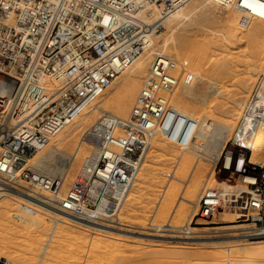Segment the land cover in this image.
<instances>
[{
	"label": "built area",
	"instance_id": "2783aa9c",
	"mask_svg": "<svg viewBox=\"0 0 264 264\" xmlns=\"http://www.w3.org/2000/svg\"><path fill=\"white\" fill-rule=\"evenodd\" d=\"M190 1L0 0V188L49 193L51 203L92 222L115 216L144 164L156 125L169 132L176 117L167 96L179 78L168 56L155 58L127 121L104 116L84 133L97 164L70 194L61 197V179L35 170L30 158L140 56L163 19ZM214 2L236 9L241 28L264 21V0ZM197 127L189 122L179 140L183 147L196 141ZM178 137L170 133L173 142ZM240 156L231 155L224 168L230 177L251 178L249 194L205 188L196 225L214 224L218 214L232 211L236 223L264 230V164L244 167L248 156ZM0 264L11 263L2 257Z\"/></svg>",
	"mask_w": 264,
	"mask_h": 264
},
{
	"label": "rangeland",
	"instance_id": "374dc122",
	"mask_svg": "<svg viewBox=\"0 0 264 264\" xmlns=\"http://www.w3.org/2000/svg\"><path fill=\"white\" fill-rule=\"evenodd\" d=\"M239 19L240 15L234 16L229 11L220 9L214 21L196 25L189 33L185 34L186 39L183 44L184 55L186 54V57L187 55L189 56L190 49L193 47L197 51V61L194 66V71L197 70V73L202 72V74H199L203 76L206 75L207 79H210L212 82L211 87H209L208 81L204 82L207 91L206 96H204L205 98L194 99L192 93L199 77L195 78V84L190 89L180 92V109L184 110L185 113H183V115L197 122L198 127L196 133L202 126L201 122L206 120L207 123L205 124L208 129L206 128L205 132L209 131L204 133V135L208 133L206 136H209V138H213V136L216 138H213V140L210 138V141L208 139L207 144H209L205 147H197L195 142H193L187 148H182L177 143L172 141L169 143L166 139H162L163 142L165 140L164 144L169 146V150L172 151V153L167 154L165 151L162 152L161 150L156 155L152 154L153 160H151V163L149 162V158H146L145 164L152 165L151 168H153L154 179L146 184L137 181L139 185L131 190V200L124 206L120 214L122 223L125 222V224L130 225L131 228L137 232L156 234L157 236H174L173 238L182 235L224 237L232 233H239L238 231L241 228H253L247 224L236 223L235 221L238 218L236 214L228 215L229 218L225 215V219H233L227 222H224L225 219L222 217L224 214H218L219 216L217 215L215 218L214 224H195L198 219L196 216L199 210L198 201L204 188H219L220 186L214 182L215 179L218 182H227L229 184H234L240 179L237 175L234 177L229 176L231 172L224 168L226 157L230 156V153H232V156L235 158L242 154L248 157L251 156V152L243 148L240 143L236 141V134L237 128L241 122L239 119V112L243 113V109L245 110L248 105L247 102L254 95L256 88L264 83V21L255 19L247 28H241L239 26ZM255 47L259 50H256ZM254 51H259V55L256 53L254 54ZM181 62L184 63V61ZM191 64H193V62ZM186 73H188V71H185L178 65L177 75L179 77V85L177 89ZM247 73L252 75H250L251 79ZM119 82L120 80L115 82V87L113 85V88L110 89L109 97L117 91L115 88L118 87ZM240 83L242 86L246 84V86L248 85L249 87H245V85L242 87ZM106 100L107 99H105V101ZM239 101H241V103H239ZM232 109H235L237 114L229 118L228 115ZM190 110H192V114L189 113ZM92 114L93 112L90 115ZM110 114H112V112ZM102 116L103 114H99L98 118H96V120L94 119L84 129H88V127L91 128ZM228 119H232V125L229 129H217V127L221 128V124L227 122L226 120ZM84 129L80 132L78 138L74 140L73 145L70 146L71 148L68 147L64 149L65 152L70 153L72 149L76 147L75 145L78 144V141H80L85 132ZM226 130L228 131L226 132ZM214 131L219 135L216 136L217 133L214 134ZM214 139L217 142H214ZM242 143V145H244V141H242ZM218 145L220 147H218ZM222 145L223 147L221 148ZM208 146L211 149H209ZM215 148L217 149L215 150ZM89 149L92 150L91 147H89ZM182 152L186 153L187 158H185V161L182 160L183 158L180 160L182 171L180 174H177L178 171L175 169L176 162L178 156H180ZM161 153L163 155H161ZM218 153L219 155L217 156ZM159 154L160 156L158 157ZM35 156H38V153ZM216 157L218 159L213 161ZM44 164L50 165L51 162H45ZM262 164H264V161ZM30 165L35 170L42 169L41 166H34L33 162L30 163ZM213 169L214 174L212 175ZM77 170L78 169H76V174L74 176L70 175L65 178L64 191L70 190L75 181H77ZM195 171H200V174L196 176ZM170 176H178L180 183L170 181ZM172 184H177L180 189L174 203L170 205L169 210L174 208L176 204L180 205V207H184L185 210L178 215V217L172 218V225L177 227V230H173L175 232L156 231L158 228L152 227L150 224L157 226L162 225L168 222L169 215L165 211V213L161 212V214L156 213L154 209L165 187ZM189 185L192 186L194 190L196 189L195 192L197 194L196 198L192 200V204H188L180 199V197L185 194ZM241 185L243 186L244 184L241 183ZM46 195L49 196L50 194L47 193ZM142 198H144V200ZM5 206H8L9 209L5 210ZM17 208H20L19 202H14L8 197L7 193L0 191V258H7L11 264H241L244 260L248 259L250 250L253 248V246H248L246 242H237L234 244H213L210 242L206 245H194L193 243L195 242H187L186 244L184 242L180 243L177 239H155L158 241L162 240V242L166 240L167 242L169 241L170 244L166 243V241H164V243L161 241H147L150 240V238L137 234L127 239L113 234H105L106 237L102 235L103 233L97 234L96 231L91 229L85 231L80 225L71 224L63 225L62 229L58 231V235L61 234V231L63 233L60 236L52 235V232L50 233L49 230L51 231L50 228L55 225V219L53 217H59L47 213L46 211H43L45 214L39 215L40 218L45 220L44 224H41L44 228L39 225L40 227L37 228L38 230L39 228L41 229L38 232H33L34 230L25 229V223L15 218L16 215L23 214L22 209L20 208L19 211ZM29 219L31 220L33 217ZM165 220L166 222H164ZM186 223L190 225L191 233L182 231V228H186ZM114 225H116L115 227L118 226L117 224ZM121 227L124 228V226ZM263 241L264 237L251 240V242ZM245 244L247 246H245ZM230 249L233 250V252L240 253L235 260L234 257L232 259L228 253ZM247 264H252L249 259ZM255 264H264V258L261 259L259 263Z\"/></svg>",
	"mask_w": 264,
	"mask_h": 264
},
{
	"label": "bare ground",
	"instance_id": "6f19581e",
	"mask_svg": "<svg viewBox=\"0 0 264 264\" xmlns=\"http://www.w3.org/2000/svg\"><path fill=\"white\" fill-rule=\"evenodd\" d=\"M220 9H223L225 11H229L234 16L240 15V13L236 9H234L232 7H226V8L221 7V6L217 5L214 2V0H191L186 5L182 6L177 11L172 13L170 16L163 19L160 23L159 30L156 33L154 32L151 35V37L149 38V43H148L147 47L140 54V56L131 65H129L107 87V89L99 97H97L91 103H89L82 110V112L69 124V126H66L62 130V132H60V134L53 137L49 141L48 144L39 148L31 156L29 163L33 162L34 166H41L42 169L38 170L39 172H41L42 174H45L51 178L61 179V181L63 182V189L61 192V197H64L65 195H68L71 193L72 187L76 184V182L78 181V179L80 177L89 178L91 176V173H92L91 172L92 168L97 164L96 152L93 149L90 150L89 149L90 146L83 139V135L89 129V127H88V129H84V128L86 126H88L94 119L96 120V118H98L99 114H103L102 117L110 116V117L116 119L118 122L127 121L132 114L133 107H134L135 103L137 102V99H138V97H139V95H140V93L144 87L146 79L149 76L151 69L153 68L155 58L158 55H166L172 60V69L171 70H172V73L176 77H178V75H177L178 65L181 66L185 71H188V73H186L184 79L180 83L179 88L177 89V87L179 85V83H178L177 87L167 96L168 101L170 103V107L176 113L175 120L172 123V125L169 129V132L165 130L163 125H161V124L156 125L155 130L151 134L150 146L146 151V158H149V160H150L149 162L151 163V160H153V155L154 154L156 155L161 150H162V152L165 151L167 154L172 153V151L169 150V146L164 144L165 140H164V142L162 140V139H166L170 143L172 141L170 139V133H172V131L174 132V134L179 133L178 141L174 142V143H177L182 148H187L190 145L189 144L187 147H183L179 143V140L184 136V134L188 128L189 122L193 121L190 117L183 115V113H185V112H184V110L180 109V105H181V94H180V92L182 90L190 89L195 84V81H196L195 78L199 77L198 80L196 81V87H195L192 95L194 96V99H203V98H205L204 96H206V94H207L204 82L208 81L209 87H211L212 81L210 79L208 80L206 75L205 76L200 75V74H202V72L200 73L198 71L200 73L199 74V73H197V70L194 71V66L196 65L195 63L197 61V56H196L197 51L193 47L191 49L189 48L190 49V52L188 51L189 56L187 55V57H186L185 56L186 54L184 55L183 44H184L185 39H186L185 34L189 33V31L191 29H193L196 25H201L204 22L214 21V19L217 18V14L220 11ZM190 39H191V37H190ZM259 46H260V44H259ZM261 47H262V44H261ZM256 50H259V49L256 48ZM262 51H263V49H262ZM258 52L259 51H254V54L256 53L257 55H259ZM181 61H184L185 64L182 63ZM192 62H193V64H191ZM256 62H257V60H256ZM262 63H263V61H262ZM238 64H239V62H238ZM248 71H249V69H248ZM241 73H243V72H241ZM235 74H236V71H235ZM198 75H200V76H198ZM250 75H249V77H250ZM250 79H251V77H250ZM118 80H120L119 85L117 88H115V89H117V91L112 96L109 97L108 95L110 94L109 93L110 89L113 88V85ZM242 81H244V80H242ZM246 84H247V82H246ZM246 84H244L245 87L248 86V85L246 86ZM240 85L242 86L241 83H240ZM114 87H115V85H114ZM245 87H244V89H245ZM138 92H139V94H138ZM241 95H242V92H241ZM236 96H238V95H236ZM105 99H107V100L105 101ZM103 101H105V102H103ZM239 103H241V101H239ZM247 104L248 105L246 106L245 110L243 109V113L239 112L240 115L238 114L241 122L239 124V127L237 128V134H236V137H237L236 141L239 142L243 148H246L247 150H249L251 152L250 153L248 151L251 156L247 157V159L249 161L244 163V167L246 165H249V164H259L260 163L262 165V163L264 161V83H262L259 87L256 88L254 95L250 98V100L247 102ZM92 112H93V114L90 115ZM111 112H112V114H110ZM189 113L192 114L193 113L192 110H190ZM236 114H237L236 110L232 109L228 116H229V118H232ZM183 118L185 119L184 123H183ZM226 121L227 122L221 124V128L217 127V129L218 128H219V130L220 129L221 130L229 129L232 125V123H231L232 119L231 120L228 119ZM205 123H207L206 120L201 122L202 126L198 129V131L196 133L195 145L197 147L207 146L209 144V143L207 144V142H208L207 140L209 139V141H210V138H212V137L209 138V136H206V135H208V133L204 135V133L209 131L208 130L205 132V130L207 128V125ZM209 126H210V124H209ZM83 129L85 130V132L83 133L80 141H78V144L75 145L76 147L74 149H72V151L70 153L65 152L64 149L73 145L74 140L78 138V136L80 135V132ZM227 131L228 130H226V132ZM214 132L213 133L216 134L218 132V130H217V132L216 131H214ZM218 133L216 134V136L219 135ZM211 134H209V135L213 136ZM220 134H221V132H220ZM218 137H217V139L219 140ZM213 138H216V137L213 136ZM213 138L211 140H213ZM242 141H244V145H242L243 144ZM211 142H213V141H211ZM214 142H217V141H215V139H214ZM218 147H220V146L218 145ZM222 147H223V145L221 146V148ZM217 148H215V150ZM209 149H211V148L209 147ZM37 153H38V156H35ZM161 155H163V154L161 153ZM218 155H219V153L217 154V156ZM231 155H232V153H230V156L226 157L227 163L225 162V164H224L225 167H228L230 159H231ZM159 156H160V154L158 155V157ZM162 158H163V156H162ZM185 158H187V156H186V153H184V152H182V154L180 156H178V160L176 162V168H175L176 171H178L177 174H180L182 171L181 170L182 166L180 164V160L182 159L183 161H185ZM244 158L245 157L240 156V160H243ZM216 159H218V158L217 157L214 158L213 161H216ZM45 162H48V163L51 162V164L45 165L44 164ZM145 162H146V159L144 161V165H142L139 173L137 174V178L133 184L132 189L139 185V184H137V181L139 183H145L146 184V183L150 182L152 179H154L153 178V168H151L152 165L151 164L146 165ZM158 162H160V161H158ZM89 166H91L90 169L88 168ZM76 169H78L77 170V177H78L77 181H75V183L72 185L70 190L64 191L65 178H67L70 175L74 176L76 174ZM196 170H198V169H196ZM195 172H196V176H198L200 174V171H195ZM213 174H214V169L212 171V175ZM195 178H197V177H195ZM239 178L240 179L237 182H235L234 184H229L227 182H218L215 179L214 182H216L220 186L219 188H216V189L222 190V192L225 195L232 194L233 192H240V193L245 194V195L249 194V190L247 189L246 183H247V181L251 180V178H248V177H239ZM170 179H171L170 181H176L177 183H180L178 176H175V177L170 176ZM241 183L244 185L242 186ZM207 186H208V184H207ZM210 188H213V187H210ZM179 189H180V187L177 184H172V185L166 186L164 191L162 192L160 198L158 199L156 208L154 209L155 212L161 214V212L165 211V212H167V214L170 217L168 216V218H169L168 222H166V220H165L164 222H166V223H164L162 225L157 226L154 224H150V226L158 228L156 231H162L163 232V231L177 230V227L172 225L173 224V222H171L172 218L176 217V216L178 217V215H180L182 212H184L185 208L180 207V205H178V204H176L174 206V208H172L171 210H169L170 209L169 207H170V205H172V203H174ZM195 190L193 189L192 186L189 185L187 187L185 194L184 195L182 194L183 196H181L180 199L184 200L188 204H192V200H194V198H196V195H197ZM0 191L7 193L8 197L10 199H12L14 202L15 201H17V203L19 202V207L22 209L23 214L16 215L15 218L20 220L22 223L23 222L25 223V226L23 224L25 229L34 230L33 232H38L41 229V228H39V230H38L37 227H40L42 223L44 224L45 220L40 218L39 215L45 214L43 211H46L47 213H50V214H53V215H56L57 217H59V218L53 217L55 219V222H54L55 225L50 228L51 231L49 230L50 233L52 232V235H58V231L60 229H62L63 225L71 224V225H77V226L80 225L81 227H83L82 229H84L85 231L88 229H91V230L96 231L97 234L103 233L102 235H104V236H106L107 234H110V235L113 234V235H117L120 237H124L126 239L131 238V237H133V235L137 234V235H140L143 237L150 238V240H147V241H158V240H155L156 238L162 239V240L163 239H177L180 241V243L184 242L187 244V242H195V243H193L194 245H206V244H209L210 242L213 244H234L237 242H246L248 246H253V248H251L250 253H249L250 256L249 257L247 256L250 263H252V264L253 263L254 264L259 263L261 261V259L264 258V241L263 242H251L252 239L255 240V239H259V238L264 237V230L259 229V228H243V229L241 228L238 231L239 233H232V234H230L228 236H224V237H222V236H213V237H206V236L201 237L200 236L199 237L198 235H192V236L182 235V236H175L177 238H173L174 236H171L172 237L171 238L170 236H167V235H165V236L164 235H158L157 236L156 234H146V233L144 234L142 232H137V231L133 230L130 225L125 224V222L122 223V219L120 218V214H121L124 206L127 205V203L131 200V198H130L131 193H129L126 196V200H125L122 208L120 209V211L115 216L110 217L112 215H108L109 216L108 220H105L102 222H92L90 220L88 221V220H85L84 218H80L79 216L65 212L58 205L51 203L49 201L50 195L49 196L46 195L47 194L46 192H42V193H40V195H31V194L26 193L24 191L12 189V188H5V189L0 188ZM142 193H143V191H142ZM135 195H137V194H135ZM142 199L144 200V198H142ZM4 208H5V210L9 209L8 206L7 207L5 206ZM20 208H17V210L20 211ZM168 210H169V213H168ZM131 211L133 213L132 209H131ZM223 214L224 215L222 217H224V219L226 218L225 215L227 216V218H229L228 215H235V213L232 211H225V212H223ZM30 217H33V219L30 220L29 219ZM230 220H233V219L232 218L225 219L224 222H227ZM114 224H117L118 226L115 227L116 225H114ZM121 226H124V228H122ZM41 227L44 228L43 226H41ZM185 227L186 228H182V231H184L186 233H191V227L188 223H186ZM235 227H237V226H235ZM173 232H175V231H173ZM61 234H63L62 231H61ZM60 235H58V236H60ZM162 240H160V241L162 242ZM160 241H158V242H160ZM164 241H166V240H164ZM164 241L162 243H164ZM166 243H169V241L168 242L166 241ZM247 245L245 244V246H247ZM237 250H238V248H237ZM240 250H239V252H240ZM228 253H229L230 257H232V259L234 257V260L236 259L237 255L240 254L238 252H233V250H231V249ZM246 254H248V253H246ZM226 258H227V256H226ZM248 259L244 260L241 264H247Z\"/></svg>",
	"mask_w": 264,
	"mask_h": 264
}]
</instances>
